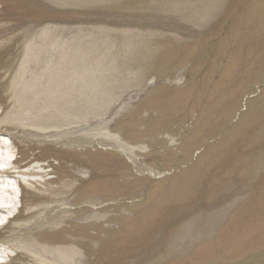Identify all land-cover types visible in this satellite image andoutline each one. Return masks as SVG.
I'll list each match as a JSON object with an SVG mask.
<instances>
[{"label": "rangeland", "instance_id": "obj_1", "mask_svg": "<svg viewBox=\"0 0 264 264\" xmlns=\"http://www.w3.org/2000/svg\"><path fill=\"white\" fill-rule=\"evenodd\" d=\"M3 142L4 264L68 183L29 235L73 264H264V0H0Z\"/></svg>", "mask_w": 264, "mask_h": 264}, {"label": "bare ground", "instance_id": "obj_2", "mask_svg": "<svg viewBox=\"0 0 264 264\" xmlns=\"http://www.w3.org/2000/svg\"><path fill=\"white\" fill-rule=\"evenodd\" d=\"M44 136H61L58 132L46 134ZM61 140V139H60ZM8 145L3 142L0 145V230L3 229L9 222V217L13 218L15 203L18 196L17 186L21 188L24 186L25 189L28 186L33 188L31 183L23 178L18 180L9 176V170L11 166V154L7 149ZM14 163V162H12ZM66 188L62 187H41L37 191H29L31 194L30 203L28 202L25 208V213L20 224L15 226L17 232L14 234L15 240H11L12 245L17 249V253L21 256H30L34 260V264H60L63 259L67 264H73L75 258V240L72 237L65 239L64 246L65 250L63 253L57 248L59 240L41 241L34 235H29V231L41 225L40 219L42 216L52 208H56L62 203V191L67 196L71 195L72 185L68 183ZM25 191V190H24ZM35 192V193H33ZM65 198V197H64ZM68 198V197H67ZM50 221H52L50 219ZM55 233L54 231H52ZM25 259L28 260L26 257ZM5 263V254L0 250V264Z\"/></svg>", "mask_w": 264, "mask_h": 264}]
</instances>
